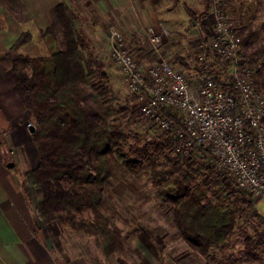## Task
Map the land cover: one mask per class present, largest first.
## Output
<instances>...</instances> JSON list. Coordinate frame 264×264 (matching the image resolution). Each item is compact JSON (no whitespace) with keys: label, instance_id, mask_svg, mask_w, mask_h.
I'll return each mask as SVG.
<instances>
[{"label":"trees","instance_id":"obj_1","mask_svg":"<svg viewBox=\"0 0 264 264\" xmlns=\"http://www.w3.org/2000/svg\"><path fill=\"white\" fill-rule=\"evenodd\" d=\"M8 1L13 5L18 3V0ZM55 12L63 30L61 50L48 57L18 53L11 56L30 39L24 32L0 56V60L10 63L15 92L34 119L32 139L38 164L26 175L40 191L44 221L92 237L95 247L105 256L121 251L126 236L114 222L126 220L119 216L110 179L126 183L128 191L134 193L133 201L137 202L139 195L125 177L132 174L139 178L144 169L155 189L156 200L171 207L176 227L174 239L184 241L201 255L208 254L211 246L222 245L236 225L238 208L229 210L224 206L227 186L223 184L222 193L212 190L213 182L207 180L209 174H206L212 169L210 161L202 155L195 154L192 158V153L187 158L176 153V141L168 132H163L164 142L156 143L150 152L145 148L139 150L146 156L145 164L138 165L136 158L130 159L129 154L136 149L130 141L136 139L132 131L120 124L118 114L123 110L116 111L112 102L106 103L111 91L100 78L103 74L98 72V62L93 54L84 56L79 51L83 40L76 37L64 8L58 6ZM263 30L261 23L258 27L245 26L238 32L239 55L254 69V82L262 93L264 81L259 82L260 70H255L259 58L248 49ZM207 50L204 62L210 58L215 65L216 83L229 87L225 71L218 67L208 46ZM164 110L177 120L175 110ZM170 152L174 156L170 157ZM159 155L164 158L162 161L158 160ZM204 176L205 180L201 181ZM197 179L201 182H196ZM218 184L214 182V186ZM202 189L206 193L200 195ZM237 191L241 194L238 201L252 207L253 198L246 199L244 195L249 194L245 190ZM220 206L225 210H220ZM244 243V253L258 259L255 251L264 244L262 235L255 241L245 237Z\"/></svg>","mask_w":264,"mask_h":264},{"label":"rangeland","instance_id":"obj_2","mask_svg":"<svg viewBox=\"0 0 264 264\" xmlns=\"http://www.w3.org/2000/svg\"><path fill=\"white\" fill-rule=\"evenodd\" d=\"M150 1L153 5L154 10L157 11L159 16L165 17L163 6L164 4L166 5V3L169 2H166L167 0ZM0 2L2 3V5H0V10L5 13L6 19L15 26L14 30H16L18 26L17 24L19 22H21L20 26L22 27V29L29 26L28 28L32 30L33 35L29 30L22 32L28 33L30 35V39L27 42L28 46L25 49L29 54L28 56H50L48 55L49 48L47 49V47L44 46L45 49L42 50V44L45 45V43L49 45L52 51H55L54 53L63 48L64 41L61 25H57L51 22L48 29L44 31L45 34L43 36L46 41L44 42L40 38L42 41L41 44L40 40L38 39V33L35 31L34 27L32 25H26V23H24L25 19L32 18L30 12L23 15H17L18 13L16 11H18L21 7L18 3H15L13 5L10 4L8 0H0ZM64 2L68 6V17L71 21L70 24L72 26V29H75L76 37L79 38L80 36L79 40H83L81 44L79 43V51L83 52L84 56H86L89 52L88 48H86L85 46V34L79 27L82 25L85 31H91V29L96 26V24L91 23L92 21L95 22L94 20H97L100 17H103L104 19L103 26L105 28L103 27L104 29H101L102 34L100 36L101 38L98 39L99 45H96V50H101L100 52H102L103 49H105L103 47L105 46V40L108 42L109 50L107 54L103 53L100 55H96V53H94V57L98 62V72H101L103 74V76L100 78L104 85L111 91L109 97L107 96L109 100L106 103L108 104L109 102H112L113 107L116 111H119L121 109L123 110L121 112L119 111L118 114L120 124L125 129L132 131L135 135L134 139H136L130 141V144H134L137 149L129 154L130 159L136 158L138 161L137 164L143 165L146 163V156H144V154L142 153L140 154L139 150H143V148H145L146 152H150L152 147L156 143L160 141L164 142L165 135L163 132L158 130L157 126L140 115L138 109L139 104L133 99L128 91L127 79L123 74V71L121 70L119 64L115 60H113L114 58L111 55L110 34L113 31L119 32L124 38V48L130 50V52L134 54L135 60L140 66L144 65L145 67L146 65L155 62V55L151 46L149 45V43H147L145 37H143V29L154 26L149 23L142 24L141 28L137 27V29L135 30L136 32L128 31V26L126 25L122 26L124 30L119 29L121 27H119L117 23L115 26L112 23L115 22L112 21L113 17H110L111 13L114 14V12L110 10V2H112L110 0H64ZM125 2L127 6H129L131 3V1L128 0H125ZM178 3L181 5V7L179 6V8H182V10H184V0H178L177 2H174L173 5L169 3L168 6L170 8L169 11L172 12L171 15L173 16V20L175 17L180 16V13L178 12L179 8H177L176 6V4ZM115 4L116 0L114 2V6ZM129 9L131 13L132 11H134L130 6ZM249 16H251V13L245 15V17L248 18ZM35 18L42 19L43 17L42 15L39 16L38 14H36ZM49 19L51 20V16L49 17ZM195 19L197 18H191V20L194 21ZM127 21H129L128 18ZM205 26L206 34L209 33L210 35L209 30H211V28L213 27L211 18H208L206 20ZM93 33L95 34V32ZM91 34H88L87 36H91ZM94 34L92 36H94ZM133 34L135 35V37L132 38ZM168 38H170V34ZM168 38L164 40V45L167 44ZM136 40L141 41L139 47L137 46ZM164 45L163 47L167 48V45ZM9 49L10 48H8L6 52H8ZM92 50H95V48H93ZM17 53L18 51L16 49V51H14L11 56ZM169 53L170 51L168 50V55H170ZM260 53V49H257L255 52L257 59L259 58L257 62H262L261 67L258 68L259 65L255 66V70H260L258 80L259 82H263L264 56L262 58V55ZM201 55L203 57H206V55L204 54ZM0 56H2V54ZM195 56L196 54H192L185 58H187V60L189 61L193 60ZM202 62L206 65L212 64L211 67L213 68V70L212 72H208L209 74L214 75V64L212 62ZM202 62L199 59L195 61L194 65L192 66L194 72L200 73L198 68L203 64ZM183 72L186 73L188 81H190V69L189 71L187 69ZM200 75L206 76L205 73ZM27 111L29 112V110ZM28 123H30L35 129L34 119L31 114L29 119L24 123L26 128H29ZM192 155V158H194L195 153H193ZM169 156L172 157L174 156V154L170 152ZM202 156L204 157V159L210 161V166L212 169L206 174H209L207 180L213 182L211 187L212 190H215L216 192L217 190H219L222 193L221 188L223 189V184L227 186L228 189H224V197L226 198L224 206H227L226 208H228L229 210L238 208L236 215V225L232 230V233L228 235L227 239L222 243V245H220L222 247L211 246L208 254L201 255L197 252H194L184 241L174 239L173 234L176 231V227L172 222L171 207H165L156 200L155 189L151 185L149 178L146 176V174H144L145 170L143 169L140 172L141 176L139 178L135 177V175L132 174H129L125 177V181L130 184L139 195V201L137 202L133 201L134 193L128 191L126 183L119 180H113L112 178L110 179L112 192L115 197V203L118 206L119 216L126 220H119L114 222L121 228L126 236L124 240V249H122L121 251H117L111 255L105 256L102 254L100 249L95 247L92 237L87 236L83 232H75L69 228H62L58 223L55 222L58 227L57 229L55 228L49 231V236L51 238L49 244L52 243L53 246L57 244V247H54L56 249V254L59 257L57 260V264H61V255L58 254V251L63 252L64 258L67 256H80L82 259L86 260L88 264H261L264 257V244L261 245L257 251H255L258 259H253L244 253V238L248 237L251 241H255L262 235V238L264 239V199H253L254 202L252 207H248L246 204H242L241 201H238V198L241 196V194H238L237 190L243 189L239 188L233 181L232 177H230L225 171L217 170L214 161H212L205 155ZM158 157V160L162 161V159H164L160 155ZM165 162L166 161H164V163ZM205 178L206 177L204 176L203 180L202 178L200 180L204 181ZM200 180L197 179L196 182H201ZM214 182H218L219 184L217 186H214ZM38 193L40 194V191H38ZM205 193L206 190L202 189L199 194L202 195ZM244 196L247 197L246 199L251 198L249 195ZM224 206H220V210L224 211ZM85 212L86 214H89L88 210ZM255 213H257L258 215H254ZM108 220L109 222H112L111 219L108 218ZM49 228L51 229V227ZM57 230L59 231V234H57ZM52 240H55V243Z\"/></svg>","mask_w":264,"mask_h":264},{"label":"crops","instance_id":"obj_3","mask_svg":"<svg viewBox=\"0 0 264 264\" xmlns=\"http://www.w3.org/2000/svg\"><path fill=\"white\" fill-rule=\"evenodd\" d=\"M110 1H112L110 2V10L114 12V14L111 13L110 17H113L112 21L115 22L112 23L115 26L117 23L121 27L119 29L124 30L122 26L126 25L128 31L134 32L137 27L141 28L142 24L149 23L156 29L163 26L168 30L170 38L167 37V44L164 45H167V48L164 47L167 58L171 65L178 70L188 69L189 71L190 69L189 84L195 90L196 82L201 78V72H194L192 66L202 56L201 54L206 55L208 51L205 23L208 18H211L209 0H184V10L179 8V6L181 7L179 3L176 4L180 16L175 17L174 20L168 6L169 3L173 5L178 0L166 1L169 3L163 6L165 17L159 16L150 0H128L131 1L129 6L134 10H131L132 13L125 0H116L115 6V0ZM18 4L21 7L16 11L17 15L29 12L32 15V18L25 19L24 23L34 27L41 44L42 41H46L43 35L50 23L60 25L55 12L58 6L64 8L65 15L71 23L68 17L69 9L64 0H18ZM0 5H2L1 2ZM224 6L238 31L245 26L258 27L264 23V0H224ZM248 13H251L249 18L245 17ZM36 14L42 15L43 18H35ZM50 16L51 20L49 19ZM193 17L197 19L191 20ZM103 20V17H100L94 20L95 22L92 21L91 23L96 24V26L91 31H85L82 25L79 27L85 34V46L88 48L89 54H107L109 50L106 40L105 46H103L105 49L102 52L96 50V45H99L98 39L101 38L102 34L101 29L105 28ZM17 25L16 30H14L15 26L6 19L5 13L0 10L1 54L10 48L23 31L29 30L33 35L32 30L28 28L29 26L22 29L21 22ZM88 34L91 36H87ZM133 37H135L134 34ZM136 41L139 47L141 41ZM27 46V43L20 46L17 49L18 54L28 56L29 54L25 50ZM44 46L49 48L48 55L54 54L55 51H52L47 43L42 44V50L45 49ZM93 48L95 50H92ZM257 49H260L263 58L264 30L258 33L255 42L251 43L248 51L256 52ZM168 50L170 55H168ZM192 54H196V56L193 60L188 61L185 57ZM210 61L211 59L208 58L207 62ZM261 63H258L257 66L261 67ZM14 86L15 78L11 72L10 63L6 60H0V264H57L59 258L55 251L57 244L55 246L52 243L49 244L51 239L49 231L57 229L58 226L55 222L46 223L44 221L40 210L39 190L33 186L26 175L29 170L37 166L38 155L32 139V132L24 125L30 114L18 98ZM7 161H12L13 166L8 167ZM57 234H59L58 230ZM52 241L55 243V240ZM58 252L61 255V264H88L80 256L64 258L63 252Z\"/></svg>","mask_w":264,"mask_h":264},{"label":"built area","instance_id":"obj_4","mask_svg":"<svg viewBox=\"0 0 264 264\" xmlns=\"http://www.w3.org/2000/svg\"><path fill=\"white\" fill-rule=\"evenodd\" d=\"M209 6L213 27L206 34L207 45L225 71L229 87L216 83V75L208 72L212 64L206 65L200 56L203 64L198 69L206 76L193 90L186 73L167 58L163 43L169 32L163 26L143 29L155 62L140 66L115 31L110 34L111 55L127 79L140 115L170 134L176 153L187 158L192 153L207 156L251 198L264 199V93L256 88L254 69L239 55L241 38L224 0H209ZM166 108L177 112V120Z\"/></svg>","mask_w":264,"mask_h":264},{"label":"water","instance_id":"obj_5","mask_svg":"<svg viewBox=\"0 0 264 264\" xmlns=\"http://www.w3.org/2000/svg\"><path fill=\"white\" fill-rule=\"evenodd\" d=\"M29 130H30V132L33 133L35 129H34V127H33L32 125H30V126H29ZM6 165H7L8 167H12V166H13V162H12V161H7V162H6Z\"/></svg>","mask_w":264,"mask_h":264}]
</instances>
